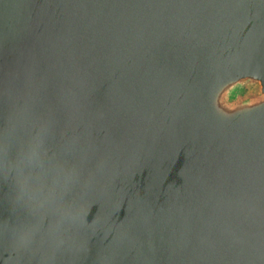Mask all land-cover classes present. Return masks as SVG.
Here are the masks:
<instances>
[{
  "label": "water",
  "instance_id": "water-1",
  "mask_svg": "<svg viewBox=\"0 0 264 264\" xmlns=\"http://www.w3.org/2000/svg\"><path fill=\"white\" fill-rule=\"evenodd\" d=\"M0 264H264V0H0Z\"/></svg>",
  "mask_w": 264,
  "mask_h": 264
}]
</instances>
